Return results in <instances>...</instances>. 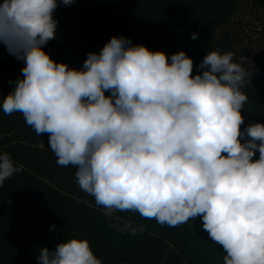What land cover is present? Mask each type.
Listing matches in <instances>:
<instances>
[{
	"label": "clouds",
	"instance_id": "clouds-1",
	"mask_svg": "<svg viewBox=\"0 0 264 264\" xmlns=\"http://www.w3.org/2000/svg\"><path fill=\"white\" fill-rule=\"evenodd\" d=\"M73 3L0 0V44L25 65L13 90L0 94L3 113H21L38 136L48 135L57 165L75 169L105 217L133 212L170 227L199 217L223 264H264V123L242 127V62L211 50L194 74L183 50L169 56L113 36L82 68L69 67L44 46L56 38L59 4ZM21 171L0 151V186ZM111 227L144 231L132 222ZM36 258L102 264L76 237L41 246Z\"/></svg>",
	"mask_w": 264,
	"mask_h": 264
},
{
	"label": "trees",
	"instance_id": "trees-1",
	"mask_svg": "<svg viewBox=\"0 0 264 264\" xmlns=\"http://www.w3.org/2000/svg\"><path fill=\"white\" fill-rule=\"evenodd\" d=\"M53 16L56 38L44 50L78 69L113 36L169 56L183 50L193 59L194 74L208 51H231L248 72L242 127L264 123V0H75L59 4ZM24 66L0 44V94L13 90ZM0 151L22 167L0 186V264H38L41 246L54 249L73 237L87 239L102 264H223L222 247L199 217L177 227L133 212L105 217L75 182V169L57 165L48 135L38 136L21 113L5 115L0 108ZM126 222L144 231L132 235L111 227Z\"/></svg>",
	"mask_w": 264,
	"mask_h": 264
},
{
	"label": "crops",
	"instance_id": "crops-1",
	"mask_svg": "<svg viewBox=\"0 0 264 264\" xmlns=\"http://www.w3.org/2000/svg\"><path fill=\"white\" fill-rule=\"evenodd\" d=\"M90 4L98 3L100 0H86Z\"/></svg>",
	"mask_w": 264,
	"mask_h": 264
}]
</instances>
